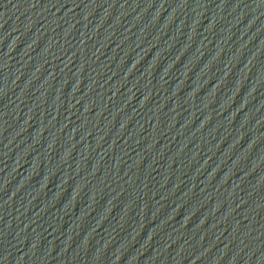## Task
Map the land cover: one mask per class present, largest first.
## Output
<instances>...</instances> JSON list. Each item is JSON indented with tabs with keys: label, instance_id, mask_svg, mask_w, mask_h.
Returning <instances> with one entry per match:
<instances>
[{
	"label": "water",
	"instance_id": "obj_1",
	"mask_svg": "<svg viewBox=\"0 0 264 264\" xmlns=\"http://www.w3.org/2000/svg\"><path fill=\"white\" fill-rule=\"evenodd\" d=\"M0 264H264V0H0Z\"/></svg>",
	"mask_w": 264,
	"mask_h": 264
}]
</instances>
